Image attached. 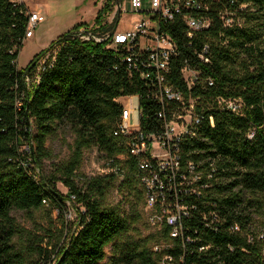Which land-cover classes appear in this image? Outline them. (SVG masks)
Segmentation results:
<instances>
[{"label":"trees","instance_id":"obj_1","mask_svg":"<svg viewBox=\"0 0 264 264\" xmlns=\"http://www.w3.org/2000/svg\"><path fill=\"white\" fill-rule=\"evenodd\" d=\"M113 1L120 3L107 0L93 30L108 39L82 41L77 32L87 24H76L20 70L30 10L23 2L0 0V264H102L109 246L111 264H157L171 252L183 258L181 264H264L257 225L264 218V0H197L198 9L172 0L173 19L155 17L176 45L165 85L182 97L163 102L157 99V71L144 67L149 53L135 66L127 62L126 46H109L119 18L105 22ZM189 19L205 27L192 30ZM138 43L135 51L141 50ZM128 96L139 97V128L145 135L159 138L166 122L192 121L188 129L194 135H184L177 149V183L184 182L177 185V203L190 216L183 219L175 251L154 252V235L137 237L139 207L145 203L141 159L130 154L129 138L115 135L121 99ZM229 101L239 103L237 112L228 108ZM66 130L74 141L72 155L56 169L68 189L63 195L56 188L61 178L38 180L32 164L50 157L48 139ZM93 146L105 156L109 172L88 179L84 189L76 183L78 170L84 151ZM120 176L131 199L128 213L103 203ZM72 196L78 224L69 239L44 248L40 238L23 247L26 231L13 211L40 210L49 202L64 219L65 201ZM164 207L175 210L176 202ZM168 232L161 230L165 241Z\"/></svg>","mask_w":264,"mask_h":264},{"label":"rangeland","instance_id":"obj_2","mask_svg":"<svg viewBox=\"0 0 264 264\" xmlns=\"http://www.w3.org/2000/svg\"><path fill=\"white\" fill-rule=\"evenodd\" d=\"M17 2H23L29 7L30 11H37L41 16V21L34 30V37L28 38L24 41L19 58L17 60V66L20 70L27 69L35 57L49 47L51 44L50 39L55 36L64 33L71 23H86L87 26L80 28L77 34L81 30L87 32H93L95 28V20L98 11L107 3V0H15ZM124 1V3H123ZM123 3L121 13L118 11L117 3L113 1L111 3V12L106 16L105 22L112 23L115 18L119 16L116 25V34L125 35L134 31L135 25L145 17H151V13L142 14L132 10L130 0H119ZM150 10L149 8L147 9ZM79 23V24H80ZM95 38L98 40L95 42H103L102 36L94 33ZM57 38V37H56ZM55 38V39H56ZM54 39V40H55ZM260 45L264 54V37L262 38ZM93 40L92 37L87 42ZM86 41V40H85ZM49 43V44H48ZM110 46V45H109ZM258 55V54H256ZM41 61L38 62V71L41 68ZM238 70L243 72V67L238 66ZM36 73V75H37ZM36 78V77H35ZM29 86H31V78L27 80ZM31 88V87H30ZM122 103L128 104L127 99H122ZM134 108L138 109V100L134 102ZM138 119L135 120V123ZM74 136L72 133L66 131L58 132L51 136L46 144V147L50 153V157L45 158L41 164L33 162V172L38 180L47 179L52 176L61 178L56 183L57 190L63 194L68 195V189L63 183V177L57 174V167L65 163L72 155V144ZM109 170L107 169V163L105 156L93 146L84 151L83 161L80 169L78 170L79 178L76 183L79 187L86 189V181L88 179H94L98 177H104ZM124 177H118L114 180L112 186L106 192L104 198V205L109 208H118L128 213L129 207L127 203L131 200L129 191L127 189H121V182ZM67 198V196H66ZM128 200V202H127ZM65 204L68 208L64 219L59 218V213L55 206L49 202L45 203L44 207L40 210L33 211H13V216L20 224V226L26 231L25 237L21 240L23 247L29 243L36 242L40 238H44V243L41 245L44 248L46 244L55 246L61 243V240L65 238L67 241L71 234L77 230L78 213L75 204V200L70 197L66 199ZM140 220L136 225L138 238L145 239L147 237L155 236L150 244V247L154 250L156 247H164V237H161L162 227L161 221L156 217V212L153 207L149 206L146 201L139 207ZM260 234H264V218L257 221ZM51 249V247L49 248ZM113 255V248L109 246L107 248V258L102 264H111ZM38 260L37 256L33 257ZM40 261V260H39ZM53 260L46 264H53ZM43 264V263H42Z\"/></svg>","mask_w":264,"mask_h":264},{"label":"built area","instance_id":"obj_3","mask_svg":"<svg viewBox=\"0 0 264 264\" xmlns=\"http://www.w3.org/2000/svg\"><path fill=\"white\" fill-rule=\"evenodd\" d=\"M123 3L116 5L120 13ZM171 3L172 0H130L132 10L143 15L151 13V17H145L146 15H144V18L135 25L134 31L131 33L125 35L114 33L110 45L111 48H117L120 45L126 46L131 51L127 62L135 66L144 52L149 53L148 61L144 67L146 69H155L158 73L157 82L161 90L157 95V99L161 102H163L164 97L170 100H182L180 93L165 85V75L168 71L170 58L176 51V45L169 34L161 31L159 22L155 19V17H159L162 20H172ZM183 5L190 9H198L200 7L197 0H183ZM148 8L150 9L149 11L147 10ZM176 12H179L178 7H176ZM40 21L41 16L38 12L30 11L26 39L33 38L34 30ZM230 22L231 20H227L228 24ZM188 25L192 30H200L205 27V24L197 19H189ZM77 35L82 41H87L91 37L95 41L98 40L91 31L81 30ZM108 38L109 36H102V39L106 40ZM137 41L139 42L140 51H135ZM200 57L208 61L204 56ZM122 99H127L128 104L122 103ZM122 99L121 104L124 110L115 135L129 138L127 147L130 154L141 159L139 167L142 172L141 180L146 201L155 210L158 220L162 222L160 226L169 229L168 239L167 241L164 240V247H156L154 252L160 253L163 249L175 251L174 241L183 237V219L190 216L188 209L177 203L179 199L177 185L184 183H177V173L181 169L177 149L178 142L184 135H194L192 130L188 129V125L192 121L185 119L183 123L166 122L159 138L155 134L145 135L139 128L141 116L139 97L128 96ZM136 100H138V109L134 108ZM227 106L236 112L240 108L237 101H229ZM160 117H162V114H160ZM136 119H138L137 123H135ZM195 121L199 123L198 119H195ZM28 149L27 147L26 150ZM189 169L192 172L194 170L192 165L189 166ZM195 179H197V176ZM182 180L186 181L185 175H182ZM72 198L75 200L74 196ZM165 202H176L175 210L164 207ZM234 229L238 230V227L236 226ZM260 238L264 239V234H261ZM181 262H183V258L171 252L162 256L157 264H181Z\"/></svg>","mask_w":264,"mask_h":264},{"label":"crops","instance_id":"obj_4","mask_svg":"<svg viewBox=\"0 0 264 264\" xmlns=\"http://www.w3.org/2000/svg\"><path fill=\"white\" fill-rule=\"evenodd\" d=\"M29 8V7H28ZM30 10V9H29ZM32 12V11H31ZM33 12H37V11H33ZM120 13V12H119ZM80 22H77V23H71V24H69L68 26H67V30L65 31V32H67V31H69V30H71L76 24H79ZM64 32V33H65ZM116 33V32H115ZM63 34V33H62ZM61 34H59V35H55V36H53L51 39H50V41L49 42H51V41H53L56 37H58V36H60ZM34 37V36H33ZM49 44V43H48Z\"/></svg>","mask_w":264,"mask_h":264}]
</instances>
